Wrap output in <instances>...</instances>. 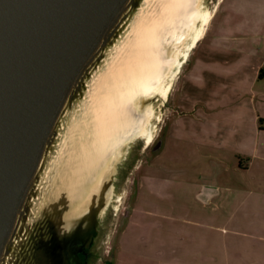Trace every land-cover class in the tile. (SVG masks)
Listing matches in <instances>:
<instances>
[{"label":"rangeland","instance_id":"374dc122","mask_svg":"<svg viewBox=\"0 0 264 264\" xmlns=\"http://www.w3.org/2000/svg\"><path fill=\"white\" fill-rule=\"evenodd\" d=\"M166 1L144 0L139 8L130 13L120 37L111 47L113 49H109L108 55L101 58L100 70L103 73L111 71V67L117 71L118 65L113 64L115 57L121 52L126 53L128 47L131 48L138 42L137 26H140V22L145 27L154 23L155 18H163L166 13ZM217 1H204L206 7H202L206 14L214 13ZM174 25L173 22L166 25L169 35L175 29ZM184 25L180 23L178 28L181 30ZM256 30H264V0H226L192 49H195L192 55L194 60L191 59L190 63L186 64L187 59L173 81L171 80L172 85L167 97L159 96L156 97L159 100L155 98L147 102L154 112L151 119V145L146 148V142L140 137L128 145V159L123 161L119 169L116 200L112 204L114 208L110 209L106 217L94 264H212L210 260L229 258L230 239H243L242 236L236 235L232 230L234 224L230 223L233 211L230 205L231 194L240 193L237 189H240L241 181L245 184L244 180L238 178L239 167L248 169L250 173L264 174V121L260 123V131L254 132L247 128L250 122L249 101L252 96L258 97L252 102V107L258 108L260 119L264 118V96L260 97L250 91V86L255 81L247 73L249 66L257 61L256 56L263 54L259 51L245 53L235 59V54L224 53L225 61L228 62H214L216 67L208 68L209 77L202 79L200 83L189 78L191 72L188 71L190 66L195 64L194 55H199L208 45L229 46L236 43V38L239 44L248 43L258 47L260 38L246 41L247 31ZM169 43L170 47L178 44L174 36L169 37L168 45ZM119 66H124V63ZM99 72L96 70L94 74ZM214 75L216 82L208 81L209 78L214 79ZM92 78L93 81L89 82L84 97L69 106L61 122L55 146L44 167V183L41 188H37V194H40L42 200L40 204L36 200L33 208L36 221L38 204L40 207L43 202H53L51 194L56 193L55 188H59L61 182L57 178H62L63 175L59 172L66 166L70 153L74 149L75 152L80 149L78 141L82 137L79 133L84 128V122L87 120L89 123V113L93 112L88 100L95 96L94 93H108L107 86L111 82L108 75L103 79L106 82L105 89L96 88L97 77L94 75ZM185 80H192L195 83L190 87L195 90L198 88L196 91H188L191 96L201 100L213 96L221 101L219 110L210 117L214 122L199 121L198 116L206 119L205 111L201 108L195 110L194 116H188L185 94H189L185 93ZM255 86L264 91V77ZM98 102L95 97L93 105L99 106ZM217 105L218 103L212 108ZM206 108L210 111L208 105ZM219 119L222 123L218 122ZM212 135L218 137L217 144L223 145L222 150L217 155L215 153V156L221 157L225 162L221 169L214 161L210 163L211 160L209 161L207 156L209 148L205 149L201 144H196L200 137L209 139ZM237 139L241 142L235 146ZM220 140L222 142H219ZM154 141H160L159 148L154 147ZM204 172L218 175L219 192L213 198L208 195L210 191L202 187L206 182L203 179ZM84 182L85 178H78L71 184L78 187L84 186ZM69 189L71 192L65 194L64 190H60L58 194L71 198L80 197L81 192H74L71 185ZM131 208L135 209L136 213H133L134 217L130 220ZM185 221H191L193 224L185 226ZM161 252L163 254H160ZM20 253L19 258H16L19 264H24L25 259ZM27 255L30 259L31 254ZM159 255L162 256L158 257ZM225 262L223 260L222 263ZM32 264L36 263L32 261Z\"/></svg>","mask_w":264,"mask_h":264},{"label":"water","instance_id":"95a60500","mask_svg":"<svg viewBox=\"0 0 264 264\" xmlns=\"http://www.w3.org/2000/svg\"><path fill=\"white\" fill-rule=\"evenodd\" d=\"M142 1L0 0V264H19L20 251L24 264H54L55 255L59 264H66L63 253L47 249L49 239L41 237L48 214L68 232L71 222L93 218L85 235L77 233L81 244L72 264H94L106 217L114 208L120 166L128 159L129 143L138 137L124 144L96 189L94 182L73 187L72 179L86 173L72 169L69 160L59 172L63 175L57 178L61 182L51 194L52 203L39 207L37 188L44 183V167L65 113L88 91L101 58L113 49L128 16ZM204 1L201 5L206 7ZM189 36L182 41L185 52L192 41ZM180 60L184 64L187 59ZM70 185L80 197L58 194L71 192ZM55 211L62 213L59 220Z\"/></svg>","mask_w":264,"mask_h":264},{"label":"bare ground","instance_id":"6f19581e","mask_svg":"<svg viewBox=\"0 0 264 264\" xmlns=\"http://www.w3.org/2000/svg\"><path fill=\"white\" fill-rule=\"evenodd\" d=\"M201 1L167 0L163 18H155L154 23L145 27L140 22V26H137L138 42L131 48L127 46L126 53L121 52L115 57L113 64L118 65L117 71L111 67V71L103 73L100 70L97 74L96 88L105 89L106 82L103 79L107 75L112 83L109 82L107 86V94L94 93L95 96L88 100L93 112L89 113V123L86 120L79 133L82 139L78 141V154L74 149L68 157L69 162L74 164L72 169L81 170L80 172L84 170L86 175L83 178L87 185L94 182V189L97 184L100 185L109 173L110 163L120 155L128 140L143 137L147 147L151 145V119L154 112L147 102L159 96L167 97L171 80L185 64L181 63L180 57L188 59L190 50L202 38L213 18V12L206 14L202 9ZM197 21L199 25L196 26ZM170 22L175 24L171 35L165 28ZM180 23L185 26L181 30L178 28ZM189 33L192 41L185 52V43L182 41ZM171 36L178 42L172 47L170 43L168 45ZM119 60L123 61L124 66H119L122 64ZM95 97L99 100V106L93 105ZM78 178L79 176H75L72 181Z\"/></svg>","mask_w":264,"mask_h":264},{"label":"crops","instance_id":"0c3cea01","mask_svg":"<svg viewBox=\"0 0 264 264\" xmlns=\"http://www.w3.org/2000/svg\"><path fill=\"white\" fill-rule=\"evenodd\" d=\"M225 1L226 0L217 1L214 15L216 14L217 11L221 9ZM263 32L264 30L247 31L248 37L246 41L248 39L251 40L258 38L261 39V43H257L259 44L258 47L251 46V44L248 43L239 44L236 41V38L234 39L236 43L231 44L229 46H224L220 44L218 45L213 44L206 46L205 49L202 50L199 55L197 54L194 55L196 57L195 58L196 61L195 64L190 66L188 72H191L190 74L192 76L189 75V78H192L193 80H197L199 83L201 82L202 79H207L209 77V73H207L208 68L214 69L216 67V64L214 62L217 61L228 62L225 61V57L223 55L224 53H233L235 54V56L233 57L237 59L240 58L241 55H245V53H253L259 51V53L263 54V56L262 55L256 56L257 61H255V63L252 66H249L248 69L249 71H247V73L250 74L252 80L255 81L253 82L254 84H251L250 91L253 93H257L260 97H263L264 91L255 86V84H259L261 79L264 77V33ZM196 44L193 46V48L196 46ZM194 52L195 49L190 52L186 64L190 63L191 59L192 61L194 60L192 58ZM208 81L216 82L215 75H214V79L209 78ZM193 83L195 82H193L192 80H185V93L186 92L188 93V91L190 90L192 91L198 90V88L195 90L192 87H190L191 84ZM257 99L258 97L254 98L252 96L250 101L248 100L250 102V112H249L250 122H248L247 128L248 130L252 129L254 132H257L258 130L260 131L261 128L260 123L264 121L263 117L261 119L259 118L260 113L258 108L252 107V102L256 101ZM220 102L221 101H219L218 98L216 100L213 96H211V98L209 99L206 98L205 100H201L191 96L190 94L188 96L185 94V109L186 108L188 109L187 110L188 116H194L195 110L198 111L200 110V108L205 111L204 116L206 117V119H203L202 117L198 116L199 121L208 120L209 122H214L210 117H212V115L219 110ZM217 103H218L217 107L212 108V106L216 105ZM207 105L209 106L210 111L208 108H206ZM218 122L222 123L221 119H219ZM217 138L218 137H214V135H212L209 139L200 137L199 138L200 141H197L196 144H201L205 149L209 148L208 150H210V152L208 151L207 156L209 158V161L211 160L210 163L214 161L215 163H217L218 168L221 169L223 168L225 162L221 157L215 156V153L217 155L218 152L222 150L223 145L216 143ZM219 142L222 141L220 140ZM239 142L241 141L238 139L235 140V146L238 145ZM204 175L205 176L203 177V179L206 182L203 184L202 187H206L210 191V193H208L209 197L213 198L216 196V193L219 192L218 186L220 184L218 181V175L210 174V172L209 173L204 172ZM237 175L238 178L245 181V184H243L241 181L240 189H237L240 190V193L231 194L232 200L230 205L233 211L231 212L230 223L234 224L232 230L236 233V235L242 236L243 239H230L229 258L220 257L221 260L215 259L213 261L210 260V262L212 264H264V174L250 173L248 169L246 170V168L241 166L238 168ZM230 192H232V190H230ZM130 212L132 215V217H130L131 220L134 217L133 213H136V210L131 208ZM187 224H193V223L191 221H187V222L185 221V226ZM131 225L134 224L131 223ZM160 254L163 253L161 252ZM160 256L162 255H159L158 257ZM223 260H225L226 262L222 263ZM157 264H164V263L158 262Z\"/></svg>","mask_w":264,"mask_h":264},{"label":"flooded vegetation","instance_id":"af4514ba","mask_svg":"<svg viewBox=\"0 0 264 264\" xmlns=\"http://www.w3.org/2000/svg\"><path fill=\"white\" fill-rule=\"evenodd\" d=\"M154 142H153L154 147L159 148V146L161 145L160 141H157L155 143ZM146 148H149V147H146ZM54 214L57 215L58 220L62 217L61 212L55 211ZM52 216L53 215L48 214L46 221L42 223L41 237L44 239H49V241H46L49 245L47 249H50V247H52L56 249L59 253H63L61 257L62 261L66 264H72L73 257L75 254L74 251L76 252L78 251L77 244L78 243L81 244L80 239H76L78 236L77 233L79 232L82 236L85 235L88 232L90 224L93 223V218L92 220L88 219L87 221H84L82 223L71 222L69 232H68L62 227L63 223L61 222H60L61 224L52 223L51 221ZM78 256L81 257V255L79 254ZM88 256L90 259V254ZM54 259H55L54 264H59L61 261L58 257H56V255ZM38 264H40V262ZM81 264H84V263H81Z\"/></svg>","mask_w":264,"mask_h":264}]
</instances>
